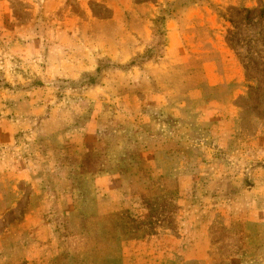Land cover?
Listing matches in <instances>:
<instances>
[{"label":"rangeland","instance_id":"obj_1","mask_svg":"<svg viewBox=\"0 0 264 264\" xmlns=\"http://www.w3.org/2000/svg\"><path fill=\"white\" fill-rule=\"evenodd\" d=\"M0 89V264H264V0H0Z\"/></svg>","mask_w":264,"mask_h":264},{"label":"crops","instance_id":"obj_2","mask_svg":"<svg viewBox=\"0 0 264 264\" xmlns=\"http://www.w3.org/2000/svg\"><path fill=\"white\" fill-rule=\"evenodd\" d=\"M6 93L7 92H5V90L0 89V96H4ZM31 94H32V92L29 93V96ZM33 94H35V93H33ZM7 96L10 98L15 97V96L12 97L10 94L9 95L7 94ZM47 106H45L46 110H47ZM33 110H35L34 107H31L30 113H26V116L28 115L29 116L28 118H30L32 121L34 119V121H35L37 119V116H35V115H37L38 113L34 112ZM28 118H26V119H28ZM15 129H16L15 124H11L9 119L6 120V118H2V120L0 121V147H8L10 145V143L12 142L11 137L13 136L12 131H14ZM32 129H33V127H32ZM16 160L19 163L18 168L15 169L16 173H15V171L12 170V168H10L11 171L7 170L6 172L0 174V177H5V179H7V183H5V185H4L6 188H8V187L10 188L12 186L11 184H9V182H11L9 180L18 178V182H22V181L28 180L31 177L36 176V175L33 176L31 168L27 165V160L23 154H21V157H19ZM4 191L7 192L6 190H4Z\"/></svg>","mask_w":264,"mask_h":264},{"label":"trees","instance_id":"obj_3","mask_svg":"<svg viewBox=\"0 0 264 264\" xmlns=\"http://www.w3.org/2000/svg\"><path fill=\"white\" fill-rule=\"evenodd\" d=\"M135 61H133L131 64H133Z\"/></svg>","mask_w":264,"mask_h":264}]
</instances>
